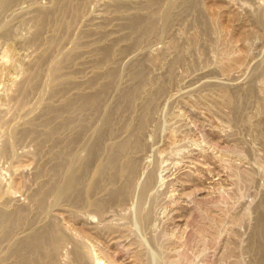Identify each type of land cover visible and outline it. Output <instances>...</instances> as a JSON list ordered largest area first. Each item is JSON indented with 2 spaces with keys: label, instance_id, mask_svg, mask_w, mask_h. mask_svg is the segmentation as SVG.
<instances>
[{
  "label": "rangeland",
  "instance_id": "obj_1",
  "mask_svg": "<svg viewBox=\"0 0 264 264\" xmlns=\"http://www.w3.org/2000/svg\"><path fill=\"white\" fill-rule=\"evenodd\" d=\"M263 7L0 0V264H258Z\"/></svg>",
  "mask_w": 264,
  "mask_h": 264
},
{
  "label": "bare ground",
  "instance_id": "obj_2",
  "mask_svg": "<svg viewBox=\"0 0 264 264\" xmlns=\"http://www.w3.org/2000/svg\"><path fill=\"white\" fill-rule=\"evenodd\" d=\"M20 1H21V0H20ZM151 1H152V0H151ZM251 1H252V0H251ZM13 2H14V1H13ZM16 2H17V1H16ZM18 2H19V1H18ZM160 2H161V1H160ZM165 2H166V1H165ZM181 2H182V1H181ZM181 2H180V3H181ZM76 3H77V2H76ZM162 3H163V2H162ZM3 4H4V3H3ZM5 4H6V3H5ZM75 5H76V4H75ZM153 5H154V4H153ZM14 6H15V5H14ZM9 7H10V6H9ZM64 7H65V6H64ZM66 7H67V5H66ZM68 7H69V6H68ZM162 7H163V6H162ZM259 7H260V6H259ZM113 8H114V7H113ZM117 8H118V7H117ZM263 8H264V7H263ZM70 9H71V8H70ZM76 9H77V8H76ZM114 9H115V8H114ZM157 9H158V7H157ZM184 9H185V8H184ZM65 10H67V9H65ZM141 10H142V9H141ZM147 11H148V10H147ZM66 12H67V11H66ZM168 12H169V10H168ZM57 13H58V12H57ZM63 13H64V10H63ZM166 13H167V12H166ZM182 13H184V12L182 11ZM177 14H178V13H177ZM179 14H181V13H179ZM189 14H190V12H189ZM157 15H158V14H157ZM139 16H140V15H139ZM167 16H168V15H167ZM260 16H261V15H260ZM155 17H157V16H155ZM172 17H173V16H172ZM257 17H259V16L257 15ZM142 18H143V17H142ZM171 19H172V18H171ZM259 19H260V18H259ZM169 20H170V19H169ZM257 20H258V18H257ZM137 21H138V20H137ZM171 21H172V20H171ZM181 21H182V18H181ZM263 21H264V20H263ZM263 21H262V22H263ZM141 22H142V21H141ZM262 22H261V23H262ZM149 23H150V22H149ZM147 24H148V23H147ZM132 25H133V24H132ZM134 25H135V24H134ZM139 25H140V24H139ZM157 25H158V24H157ZM135 28H136V27H135ZM143 28H144V26H143ZM145 32H146V31H145ZM156 33H157V32H156ZM140 34H141V33H140ZM137 36H138V35H137ZM147 37H148V36H147ZM154 37H155V36H154ZM138 40H140V39H138ZM140 41H141V40H140ZM148 41H149V40H148ZM153 41H154V40H153ZM146 45H147V44H146ZM112 48H113V47H112ZM79 49H80V48H79ZM110 49H111V48H110ZM106 51H107V50H106ZM73 52H74V51H73ZM106 53H108V52H106ZM81 54H82V53H81ZM182 56H183V55H182ZM74 57H75V56H74ZM178 57H179V56H178ZM180 57H181V56H180ZM66 59H67V58H66ZM71 59H72V58H71ZM64 60H65V59H64ZM176 60H177V59H176ZM178 60H179V59H178ZM97 61H98V60H97ZM101 61H102V60H101ZM104 61H105V60H104ZM172 62H173V61H172ZM60 63H61V62H60ZM69 63H70V62H69ZM100 63H101V62H100ZM175 63H176V62H175ZM95 64H96V63H95ZM65 65H66V63H65ZM96 65H97V64H96ZM173 66H174V65H173ZM176 66H178L177 63H176ZM61 67H62V66H61ZM62 68H64V67H62ZM67 68H68V67H67ZM97 68H98V67H97ZM60 69H61V68H60ZM68 69H69V68H68ZM171 69H172V66H171ZM171 69H170V70H171ZM58 70H59V69H58ZM63 70H65V69H62V71H63ZM62 71H60V72H62ZM114 71H115V70H114ZM114 71H113V72H114ZM167 71H168V70H167ZM171 71H172V70H171ZM68 72H69V71H68ZM176 72H177V71H176ZM55 73H56V72H55ZM55 73H54V74H55ZM66 74H67V73H66ZM70 74H71V73H70ZM116 74H118V73H116ZM33 75H34V74H33ZM55 75H58V74H55ZM55 75H54V76H55ZM61 76H64V75H61ZM61 76H60L59 78H61ZM170 76H171V75H170ZM30 77H31V76H30ZM30 77H29V78H30ZM69 77H70V76H69ZM143 77H144V76H143ZM166 77H167V76H166ZM116 78H117V77H116ZM168 78H169V76H168ZM61 79H62V78H61ZM68 79H69V78H68ZM112 79H113V78H112ZM64 80H65V79H64ZM169 80H170V79H169ZM53 81H54V80H53ZM57 82H58V81H57ZM59 82H60V81H59ZM70 82H71V81H70ZM117 82H118V81H117ZM55 84H56V83H55ZM140 84H141V83H140ZM25 85H26V84H25ZM60 85H61V84H60ZM166 85H168V84H166ZM56 86H57V85H56ZM24 87H25V86H24ZM60 87H61V86H60ZM136 87H137V86H136ZM141 87H142V86H141ZM155 87H156V86H155ZM105 88H106V87H105ZM56 89H57V88H56ZM158 89H159V88H158ZM162 89H163V88H162ZM59 90H60V89H59ZM63 90H64V89H63ZM166 90H167V89H166ZM60 91H61V90H60ZM83 91H84V90H83ZM83 91H82V92H83ZM97 92H98V91H97ZM99 92H102V91L100 90ZM103 92H104V91H103ZM136 92H137V91H136ZM159 92H160V91H159ZM165 92H166V91H165ZM167 92H168V91H167ZM93 93H94V92H93ZM131 93H133V92H131ZM131 93H130V94H131ZM62 94H63V93H62ZM95 94H96V93H95ZM163 94H164V93H163ZM60 95H61V94H60ZM103 95H104V94H103ZM82 96H83V95H82ZM94 96H95V95H94ZM97 96H98V95H97ZM97 96H96V97H97ZM133 96H134V95H133ZM135 96H136V95H135ZM135 96H134V97H135ZM165 96H166V95H165ZM89 97H90V96L88 95L86 98H89ZM96 97H95V98H96ZM128 97H129V96H128ZM128 97H126V98L128 99ZM86 98H85V99H86ZM101 98H102V97H101ZM103 98H104V97H103ZM129 98H130V97H129ZM68 99H70V98H68ZM92 99H93V97H92ZM99 99H100V98H99ZM131 99H132V97H131ZM131 99H130V100H131ZM145 99H146V98H145ZM17 100H18V99H17ZM71 100H72V99H71ZM76 100H77V99H76ZM102 100H103V99H102ZM77 101H78V100H77ZM90 101H91V99H90ZM131 101H132V100H131ZM68 102H69V101H68ZM93 102H94V100H93ZM95 102H96V101H95ZM126 102H127V100H126ZM153 102H154V101H153ZM70 103H71V102H70ZM76 103H77V102H76ZM79 103H80V102H79ZM148 103H149V102H148ZM155 103H156V102H155ZM71 104H72V103H71ZM74 104H75V103H74ZM74 104H73V105H74ZM81 104H82V103H81ZM127 104H128V103H127ZM150 104H151V102H150ZM75 105H76V104H75ZM152 105H153V104H152ZM67 106H68V104L66 105V107H67ZM156 106H157V105H156ZM77 107H78V106H77ZM82 107H83V106H82ZM85 107H87V106H85ZM85 107H84V108H85ZM95 107H96V106H95ZM95 107H94V108H95ZM98 107H99V105H98ZM149 107H150V106H149ZM68 108H69V107H68ZM68 108H67V109H68ZM91 108H92V105H91ZM96 108H97V107H96ZM118 108H119V107H118ZM147 108H148V107H147ZM49 109H50V108H49ZM71 109H73V108H71ZM152 109H153V108H152ZM154 109H155V108H154ZM68 110H69V109H68ZM74 110H75V109H74ZM74 110H73V111H74ZM78 110H79V109H78ZM87 110H88V109H87ZM145 110H146V108H145ZM80 111H82V110H80ZM92 111H93V110H92ZM150 111H151V110H150ZM150 111H149V112H150ZM130 112H131V109H130ZM73 113H74V112H73ZM78 113H79V112H78ZM78 113H74V114H78ZM80 113H81V112H80ZM80 113H79V114H80ZM83 113H84V112H83ZM93 113H94V112H93ZM51 114H52V113H51ZM70 114H72V113H70ZM74 114H73V115H74ZM79 114H78V115H79ZM95 114H96V113H95ZM78 115H77V116H78ZM141 115H142V114H141ZM79 116H81V115H79ZM82 116H83V115H82ZM113 116H114V115H113ZM130 116H131V115H130ZM143 116H145V115H143ZM75 117H76V115H75ZM83 117H84V116H83ZM138 117H139V116H138ZM145 117H146V116H145ZM73 118H74V117H73ZM79 118H80V117H79ZM140 118H141V117H140ZM143 118H144V117H143ZM143 118H142V119H143ZM82 119H83V118H82ZM87 119H89V118H87ZM87 119H86V121H87ZM75 121H76V120H75ZM77 121H78V120H77ZM84 121H85V119H84ZM84 121H83V123H84ZM108 121H109V120H108ZM108 121H107V122H108ZM110 121H111V120H110ZM143 121H144V120H143ZM81 122H82V120H81ZM88 122H90V120L87 121V123H88ZM139 122H140V121H139ZM139 122H137V123H139ZM144 122H145V121H144ZM147 122H148V121H147ZM113 123H114V121H113ZM140 123H141V122H140ZM142 123H143V122H142ZM142 123H141V124H142ZM76 124H77V123H76ZM84 124H85V123H84ZM88 124H89V123H88ZM88 124H87V125H88ZM114 124H115V123H114ZM128 124H129V122H128ZM81 125H82V123H81ZM85 125H86V124H85ZM85 125H84V126H85ZM87 125H86V126H87ZM137 125H138V124H137ZM143 125H144V124H143ZM82 127H83V126H82ZM128 128H129V127H128ZM131 128H132V127H131ZM133 128H134V127H133ZM57 129H58V128H57ZM129 129H130V128H129ZM54 130H55V129H54ZM54 130H53V131H54ZM130 130H131V129H130ZM134 130H137V131H138V129H135V128H134ZM56 131H57V130H55V132H56ZM110 131H111V130H110ZM139 132H140V131H139ZM141 132H142V131H141ZM141 132H140V133H141ZM143 132H144V131H143ZM140 133H139V134H140ZM48 134H49V133H48ZM51 134H52V133H51ZM134 134H135V133H134ZM131 135L133 136V134H131ZM47 136H48V135H47ZM135 136H136V134H135ZM128 137H129V136H128ZM128 137H127V138H128ZM52 138H53V137H52ZM133 138H134V137H133ZM133 138H132V139H133ZM137 138H138V136H137ZM139 138H140V137H139ZM101 140H102V139H101ZM135 140H136V139H135ZM125 141H127V140H125ZM138 141H139V139H138ZM134 142H135V141H134ZM136 142H137V140H136ZM141 142H142V140H141ZM126 143H128V142H126ZM130 143H131V142H130ZM68 144H69V143H68ZM128 144H129V143H128ZM132 144H133V143H132ZM144 144H145V143H144ZM144 144H143V145H144ZM98 145H99V144H98ZM123 145H124V144H123ZM137 145L139 146V143H138ZM137 145H136V146H137ZM69 146L71 147L72 145L70 144ZM119 146H120V145H119ZM42 147H43V146H42ZM112 147H114V146H112ZM127 147H128V146H127ZM132 147H133V145H132ZM140 147H141V145H140ZM130 148H131V146H130ZM135 148H136V147H135ZM63 149H64V148H63ZM68 149H70V148H68ZM112 149H113V148H112ZM136 149H137V148H136ZM122 150L124 151V148H123ZM127 150H128V149H127ZM127 150H126V151H127ZM138 150H139V149H138ZM62 151H63V150H62ZM71 151H72V150H71ZM93 151H94V150H93ZM99 151H100V150H99ZM116 151H117V150L115 149V152H116ZM112 152H113V151H112ZM63 153H64V152H63ZM70 153H71V152H70ZM117 153H118V152H117ZM58 154H59V153H58ZM61 154H62V153H61ZM113 154H114V153H113ZM113 154H112V155H113ZM119 154H121V153H119ZM126 154H128V153L126 152ZM64 156H65V155H64ZM64 156H63V157H64ZM66 156L69 157V156H71V155H66ZM66 156H65V159H66ZM120 156H121V155H120ZM63 157H62V158H63ZM56 158H57V157H56ZM59 158H60V157H59ZM82 158H83V157H82ZM108 158H109V157H108ZM110 158H111V157H110ZM115 158H116V156H115ZM120 158H121V157H120ZM65 159H63V160L66 161ZM67 159H69V158H67ZM112 159H113V158H112ZM112 159H111V161H112ZM118 159H119V158H118ZM118 159H117V160H118ZM61 160H62V159H61ZM87 160H88V159H87ZM108 160H109V159H108ZM113 160H114V159H113ZM119 160H120V159H119ZM122 160H123V159H122ZM137 160H138V159H137ZM137 160H136V161H137ZM114 161H115V160H114ZM114 161H113V162H114ZM123 161H124V160H123ZM62 162H63V161H62ZM66 162H67V161H66ZM124 162H125V161H124ZM127 162H128V161H127ZM103 163H104V162H103ZM108 163H110V162H108ZM128 163H129V162H128ZM130 163H131V162H130ZM114 164H116V163H114ZM114 164H113V165H114ZM132 164H134V163H132ZM70 165H71V164H70ZM84 165H85V164H84ZM86 165H87V164H86ZM101 165H102V164H101ZM111 165H112V164H111ZM117 165H118V164H117ZM128 165H129V164H128ZM134 165H135V164H134ZM134 165H133V166H134ZM60 166H61V165H60ZM62 166H63V165H62ZM65 166H67V164H66ZM123 166H124V165H123ZM123 166H122V167H123ZM133 166H131V167H133ZM63 167H64V166H63ZM80 167H81V166H80ZM86 167H87V166H86ZM104 167H105V166H104ZM107 167H108V166H107ZM109 167H111V166H109ZM112 167H113V166H112ZM114 167H115V166H114ZM119 167H120V166H119ZM125 167H126V166H125ZM131 167H130V168H131ZM136 167H137V166H136ZM61 168H62V167H61ZM115 168H116V167H115ZM120 168H121V167H120ZM120 168H117V169H120ZM128 168H129V167H128ZM134 168H135V167H134ZM62 169H64V168H62ZM84 169H85V167H84ZM98 169H99V167H98ZM101 169H103V165H102V168H101ZM105 169H106V168H105ZM82 170H83V169H82ZM107 170H108V169H107ZM109 170H112V169H109ZM115 170H116V169H115ZM125 170H127V169H125ZM129 170H130V169H129ZM135 170H136V169H135ZM80 171H81V170H80ZM99 171H100V169H99ZM103 171H104V170H103ZM119 171H120V170H119ZM42 172H43V171H42ZM58 172H59V171H58ZM78 172H79V171H78ZM123 172H124V171H123ZM132 172H133V170H132ZM43 173H44V172H43ZM81 173H82V172H81ZM99 173L101 174V172H99ZM104 173H105V172H104ZM133 173L135 174V172H133ZM46 174H47V173H46ZM100 174H99V175H100ZM121 174H122V173H121ZM130 174H132V173L130 172V173L127 174V175H130ZM119 175H120V174H119ZM132 175H133V174H132ZM72 176H73V175H72ZM72 176H70V178H71ZM117 176H118V174H117ZM121 176H122V175H121ZM133 176H134V175H133ZM95 177H97V176H95ZM102 177H103V175H102ZM124 177H125V175H124ZM152 177H154V176H152ZM82 178H83V177H82ZM86 178H87V177H86ZM97 178H98V177H97ZM127 178H129V177H127ZM74 179H75V180H74ZM102 179H103V178H102ZM56 180H57V179H56ZM69 180H70V179H69ZM69 180H68V181H69ZM72 180H73V183H74V182H75V183L77 182L75 177H74ZM79 180H80V179H79ZM90 180H91V179H90ZM96 180H97V179H96ZM100 180H101V179H100ZM118 180H119V179H118ZM57 181H58V180H57ZM80 181H81V180H80ZM104 181H105V180H104ZM108 181H109V180H108ZM110 181H111V180H110ZM153 181H154V180H153ZM78 182H79V181H78ZM83 182H84V181H83ZM97 182H98V180H97ZM102 182H103V181H102ZM129 182L131 183V181H129ZM52 183H53V182H52ZM73 183H72V184H73ZM75 183H74V184H75ZM79 183H80V182H79ZM79 183H78V184H79ZM87 183H88V182H87ZM89 183H90V182H89ZM91 183H92V181H91ZM91 183H90V184H91ZM111 183H112V182H111ZM122 183H123V182H122ZM134 183H135V182H134ZM147 183H148V182H147ZM152 183H153V182H152ZM50 184H51V182H50ZM69 184H70V181H69ZM84 184H85V183H84ZM94 184H95V182H94ZM97 184H98V183H97ZM97 184H95L94 187H93V184H92V188H95ZM99 184H100V183H99ZM132 184H133V182H132ZM67 185H68V183H67ZM76 185H77V184H76ZM113 185H114V184H113ZM113 185H112V186H113ZM124 185H125V184H124ZM148 185H150V184H148ZM48 186H49V185H48ZM54 186H55V185H54ZM73 186H74V185L70 186V188H72ZM84 186H85V185H84ZM86 186H87V185H86ZM98 186H99V185H98ZM98 186H97V187H98ZM105 186H106V185H105ZM122 186H123V185H122ZM126 186H127V184H126ZM128 186H129V184H128ZM130 186H131V185H130ZM89 187H90V186H89ZM124 187H125V186H124ZM50 188H51V187H50ZM53 188H54V187H53ZM74 188H75V187H74ZM125 188H126V187H125ZM125 188L122 187V189L124 190V192H125ZM67 189H68V188H67ZM75 189H76V188H75ZM78 189H79V188H78ZM78 189H77V191H78ZM89 189L91 190V188H89ZM98 189H99V188H98ZM126 189H127V188H126ZM87 190H88V189H87ZM92 190H94V189H92ZM114 190H115V189H113V191H114ZM119 190H120V189H119ZM55 191H56V190H55ZM88 191H89V190H88ZM95 191H96V190H95ZM107 191H108V190H107ZM111 191H112V190H111ZM111 191H110V192H111ZM115 191H116V190H115ZM117 191H118V188H117ZM117 191H116V192H117ZM128 191H129V190H128ZM68 192H69V191H68ZM89 192H90V191H89ZM89 192H88V195L91 194L93 191H91V193H89ZM45 193H46V192H45ZM78 193H79V192H78ZM97 193H98V192H97ZM119 193H120V192H119ZM119 193L117 192L118 195H119ZM122 193H123V191H122ZM126 193H128V192H126ZM52 194H53V193H52ZM79 194H80V193H79ZM82 194H83V193H82ZM86 194H87V193H86ZM86 194H84V195H86ZM106 194H107V193H106ZM111 194H112V193H111ZM42 195H43V194H42ZM71 195H72V194H71ZM92 195H93V194H92ZM108 195H109V194H108ZM112 195H113V194H112ZM122 195H123V194H122ZM78 196H79V195H78ZM93 196H94V195H93ZM106 196H107V195H106ZM113 196H115V195H113ZM116 196H117V195H116ZM80 197H81V196H80ZM89 197H90V195H89ZM97 197H98V196H97ZM111 197H112V196H111ZM121 197H122V196H121ZM48 198H49V196H48ZM76 198H78V197L76 196ZM109 198H110V197H109ZM117 198H118V197H117ZM122 198H123V197H122ZM74 199H75V198H74ZM79 199H80V198H79ZM96 199H97V201H98V198H96ZM112 199H114V198H112ZM40 200H41V199H40ZM69 200H70V199H69ZM83 200H84V201H83ZM120 200H121V199H120ZM122 200H123V199H122ZM38 201H39V200H38ZM66 201H67V200H66ZM76 201H77V200H76ZM79 201L83 202V203H81V204H87V205H90V206L93 205L92 210H93V208H95V206H94V202H95L96 200L93 202V200H92L91 198H87V199H86V197H84V198L81 197V199H80ZM79 201H78V202H79ZM107 201H109V200H107ZM113 201H114V200H113ZM42 202H44V201H42ZM116 202H117V201H116ZM71 203H72V202H71ZM76 203H77V202H76ZM79 203H80V202H79ZM79 203H77V204H79ZM99 203H100V201H98L97 203H95V204H97V205H96L97 208L99 207L98 205H100ZM105 203H106V202H105ZM45 204H46V203H45ZM108 204H109V203H108ZM118 204H119V203H118ZM74 205H75V204H74ZM106 205H107V203H106ZM43 206H44V205H43ZM80 206H81V205H80ZM101 206H102V205H100V207H101ZM40 207H41V204H40ZM87 207H88V206H87ZM71 208H72V207H71ZM41 209H42V208H41ZM41 209H40V210H41ZM99 209H100V208H99ZM89 211H91V210H89ZM99 211H100V210H99ZM10 212H11V211H10ZM103 212H104V211H103ZM27 213H28V212H27ZM3 216H4V215H3ZM13 216H14V215H13ZM0 217H1V215H0ZM10 217H11V216H10ZM10 217H8V218H10ZM144 217H145V216H144ZM3 218H4V217H3ZM8 218H7V219H8ZM25 218H26V217H25ZM17 219H18V218H17ZM19 219H20V218H19ZM23 219H24V218H23ZM5 220H6V219H5ZM21 220H22V219H21ZM10 221H11V220H10ZM6 222H7V220H6ZM50 223H51V222H50ZM57 224H58V223H57ZM17 225H18V224H17ZM55 225H56V224H55ZM8 226H10V225H8ZM52 226H54V225H52ZM52 226L47 227L46 229L43 228L44 230L42 229L40 233H38L37 235L31 237L32 239L30 240V243H32V244H34V245H35V243H38V244H39V242H41V241L44 239V236H45V235H48V234L50 235V234H51V231H52L53 234H56L57 232L54 233L55 228H52ZM261 226H262V225H261ZM44 227H45V226H44ZM58 227H59V226H58ZM86 227H87V226H86ZM15 228H16V227H15ZM263 228H264V225H263ZM254 229H255V228H254ZM261 229H262V228H261ZM53 230H54V231H53ZM13 231H14V230H13ZM13 231H12V232H13ZM262 233H264V232L261 231L260 234H262ZM49 235H48V236H49ZM56 235H58V233H57ZM50 236H51V235H50ZM54 236H55V235H54ZM59 236H60V234H59ZM262 236H264V235L262 234ZM262 236H261V237H262ZM45 237H46V236H45ZM42 238H43V239H42ZM46 238H47V237H46ZM46 238H45V239H46ZM54 238H55V240H54L53 244L56 243L55 241H56V239H57L58 237H54ZM256 238H257V237H256ZM62 239H63L62 237H59V239H57V241L62 240ZM63 240H64V239H63ZM63 240H62V241H63ZM48 241H49V240H48ZM52 241H53V240H52ZM62 241H60V242H62ZM259 241H260V240H259ZM23 242H24V241H23ZM26 242H28V240H26ZM42 242H43V241H42ZM42 242H41V244H42ZM49 242L52 243L51 241H49ZM256 242H257V241H256ZM260 242H261V241H260ZM57 243H58V245H59V242H57ZM57 243H56V244H57ZM45 244H46V243H45ZM53 244H51V245H53ZM249 244H250V243H249ZM261 244H262V243H261ZM261 244H258V246L261 245ZM22 245H24V244H22ZM27 245H29V244H26V246H27ZM43 245H44V243H43ZM58 245H57V246H58ZM61 245H62V244H61ZM26 246H25V247H26ZM29 246H30V245H29ZM37 246H40V244H39V245H36L35 247H37ZM55 246H56V245H55ZM59 246H60V245H59ZM23 247H24V246H23ZM35 247H34V248H35ZM44 247H45V246H44ZM49 247H50V246H49ZM53 247H54V246H53ZM32 248H33V245H32ZM42 248H43V246H42ZM56 248H57V247H56ZM262 248H264V244H263V247H262ZM19 249H20V248H19ZM22 249H23V248H22ZM249 249H251V248H249ZM260 249H261V248H260ZM59 250H60V249H59ZM263 250H264V249H263ZM25 252H26V251H25ZM39 252H40V251H39ZM79 252H80V251H79ZM259 252H260V251H259ZM42 253H43V252H42ZM263 253H264V251H263ZM263 253H261V254H263ZM49 254H50V253H49ZM254 255H255V254H254ZM259 255H260V254H259ZM263 255H264V254H263ZM80 257L82 258V256H80ZM259 257H260V256H259ZM28 258H29V257H28ZM39 258H40V257H39ZM81 258H80V259H81ZM85 258H86V257H85ZM29 260H30V259H29ZM82 260H83V259H82ZM79 261H81V260H79ZM25 262H26V261H25ZM44 262H45V261H44ZM51 262H52V261H51ZM256 262H257L258 264H264V257L259 258V261H256ZM47 263H48V262H47ZM32 264H33V263H32ZM38 264H39V263H38ZM52 264H53V263H52Z\"/></svg>",
  "mask_w": 264,
  "mask_h": 264
}]
</instances>
